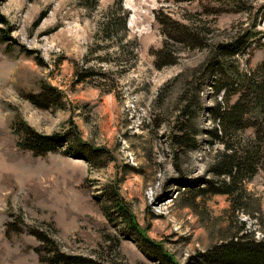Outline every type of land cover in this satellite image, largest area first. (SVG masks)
Returning a JSON list of instances; mask_svg holds the SVG:
<instances>
[{
  "label": "rangeland",
  "instance_id": "374dc122",
  "mask_svg": "<svg viewBox=\"0 0 264 264\" xmlns=\"http://www.w3.org/2000/svg\"><path fill=\"white\" fill-rule=\"evenodd\" d=\"M0 13L12 39L0 41V264H45L30 229L101 264H165L144 253L117 211L110 215V189L177 264H236L215 256L231 238L264 243V168L244 181L242 208L200 190L216 182L208 166L222 149L204 132L213 126L206 108L224 101L203 77L210 50L248 35L247 50L233 57L237 70L264 62V0H3ZM172 22L200 40H169L174 62L157 68ZM44 83L61 91L63 108L26 98ZM14 121L41 134L73 122L105 153L91 163L60 151L35 156L16 145ZM180 126L198 129L195 149L177 148Z\"/></svg>",
  "mask_w": 264,
  "mask_h": 264
},
{
  "label": "trees",
  "instance_id": "16d2710c",
  "mask_svg": "<svg viewBox=\"0 0 264 264\" xmlns=\"http://www.w3.org/2000/svg\"><path fill=\"white\" fill-rule=\"evenodd\" d=\"M1 2L3 0H0ZM121 18L120 16L116 17L114 13L113 22H120ZM7 22L6 17L0 13V23L5 24ZM163 23L165 24V21ZM176 24L177 27H173L174 22L168 24L170 27L172 26V30L170 29L168 33V39L164 41V45L154 55V65L157 68L174 62L175 56L172 49L166 52L169 40L172 43L184 44L189 47H194L195 43L200 40L192 27ZM0 31L1 42L12 40L7 34L8 31L5 33L4 30ZM247 36L240 35L226 42L214 43L212 46L214 51L210 50L213 52V56L206 64V73H203V77L208 73V81L205 83L214 90L216 95L222 93L224 101L217 100L213 106L206 108L213 121V126L205 129L204 132L209 136L210 141L213 140L220 144L222 149L216 151L208 166V172L210 175L212 174L211 176H216V182L207 178L203 182L204 187H201L203 189L200 190L228 195L233 208H242L243 205L235 206V202L240 203L243 200L242 197H248L245 192L244 181L251 179L259 169L264 168V62L250 71H238V65L234 64L235 59H233L234 56L247 50V39L244 38ZM200 90L199 87L196 93L198 94ZM233 94H237V99L229 104L227 98ZM60 95V90L44 83L38 93H28L26 98L40 108L46 109L52 106L63 108ZM221 102H225V104L222 105ZM187 113L185 110V114ZM248 128H253L252 135H242L241 133ZM12 129L19 136L16 145L20 149L31 151L35 156H45L49 152L60 151L62 154L80 157L91 163V159L94 161L97 159V155L105 153L102 148H94L88 142L83 141L73 122H70V127L63 132L52 134H41L24 122L17 124L14 121ZM178 129L180 133L173 139L177 148L195 149L197 147L196 134L198 129L193 128L191 132H188L185 126H180ZM97 164L95 163V165ZM108 193L110 215L113 210L117 211L130 232L129 236L134 237L135 242L138 243L144 253L153 258L152 260L165 264H177L172 255L163 249L161 243L145 235L144 229L138 225L129 209L122 205L118 193L111 189ZM106 212L109 214L108 208ZM11 226H13L12 223L7 225L6 234H8L7 231ZM12 229L15 230V228ZM28 233L44 244L35 247L34 250L38 254L39 260L45 264H101L81 255L65 254L55 246L49 237L41 232L30 229ZM230 240L231 242H226L227 245L215 254L218 258L220 257L218 260H232L236 264L243 263L236 262L237 260H251L247 264H264V243L242 239L234 241V238ZM153 253L156 254L155 257H152Z\"/></svg>",
  "mask_w": 264,
  "mask_h": 264
}]
</instances>
